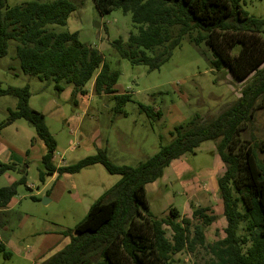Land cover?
<instances>
[{
  "label": "trees",
  "instance_id": "1",
  "mask_svg": "<svg viewBox=\"0 0 264 264\" xmlns=\"http://www.w3.org/2000/svg\"><path fill=\"white\" fill-rule=\"evenodd\" d=\"M76 1L27 0L9 7L8 0H0V58L7 54L8 41L14 40L26 76L54 82L58 92L63 91L62 81L72 84L73 98L85 95V86L94 78L95 95L113 96L119 111L131 99L128 94H117L119 71L112 70L96 48L81 43L77 32L56 33L48 28L65 26L77 10ZM94 2L103 16L118 9L132 15L138 32L131 33L126 42L114 40L111 46L133 65L159 69L188 37L192 44L205 43L212 51L211 56H204L214 69L226 68L239 81L253 77L241 96L218 116L207 120L195 116L186 128H176L168 145L135 167L112 163L102 149L74 164L57 166V142L44 114L29 106V87L2 88L0 82V96L17 99L0 131L17 119H25L35 128L47 150L41 159L42 182L49 176L77 174L95 165L121 177L73 230L64 232L69 242L42 264H173L174 256L182 252L196 258L202 252L207 256L195 264H264V134L260 139L245 138L254 112L264 107V19L246 12L241 0ZM140 108L160 118L159 111L144 105ZM207 141L216 142L224 165L217 184L227 226L225 237L214 243L206 237L207 229L218 219L213 210L193 209L187 218L171 207L166 217H157L150 211L146 192V186L163 178L173 161L194 153ZM15 168V163H0V175ZM25 183L22 177L0 189V211ZM0 252L6 259L12 256L3 243Z\"/></svg>",
  "mask_w": 264,
  "mask_h": 264
},
{
  "label": "rangeland",
  "instance_id": "2",
  "mask_svg": "<svg viewBox=\"0 0 264 264\" xmlns=\"http://www.w3.org/2000/svg\"><path fill=\"white\" fill-rule=\"evenodd\" d=\"M26 1L8 0L7 6ZM76 2L77 10L70 14L65 26L48 28L56 33L77 32L81 43L96 48L112 70L119 71L117 94L131 96L119 111L113 96L95 95L94 78L85 86V95L73 98L72 84L62 81L63 91L58 92L54 82L26 76L14 40L8 41L7 54L0 58L2 88L29 87V106L44 114L57 142L54 163L58 166L74 164L99 149L105 150L116 165L138 166L161 146L168 145L176 128H186L195 116L204 120L218 116L252 80L250 75L239 81L226 68L214 69L204 56H211L212 51L205 43L192 44L188 37L159 69L150 71L146 65H133L111 46L114 40L126 42L131 33L138 32L132 15L118 9L103 16L94 0ZM241 6L264 19V0H241ZM262 37L264 40V34ZM16 105L13 96H0V124ZM140 105L159 111L160 118L142 111ZM263 134L262 106L246 126L245 138L260 139ZM46 151L35 128L25 119H17L0 131V163L16 164L15 170L0 175V189L22 177L26 179L25 184L18 186L10 209L0 211V243L12 254L6 259L0 252V264H42L69 242L64 232L73 230L90 207L121 178L95 165L77 174L49 176L42 182L41 159ZM220 164L223 165L214 141L204 142L194 153L173 161L163 178L146 186L150 211L157 217H166L174 207L183 217L191 218L193 209H214L218 219L207 229V241L223 239L227 221L217 184ZM206 258L203 252L197 258L182 252L174 256L173 264H195Z\"/></svg>",
  "mask_w": 264,
  "mask_h": 264
},
{
  "label": "crops",
  "instance_id": "3",
  "mask_svg": "<svg viewBox=\"0 0 264 264\" xmlns=\"http://www.w3.org/2000/svg\"><path fill=\"white\" fill-rule=\"evenodd\" d=\"M58 166V165H57ZM219 167H220V169L219 170H221L219 173H218V175H217V179L219 178V176L223 173V171H224V167H223V165L222 164H220L219 165ZM54 176H56V175H54ZM54 176H52V177H54ZM152 184H156L155 182L154 183H152ZM11 202H12V200L10 201V203H9V205L11 204ZM9 205H8V209H10V207H9ZM214 210V209H213Z\"/></svg>",
  "mask_w": 264,
  "mask_h": 264
}]
</instances>
